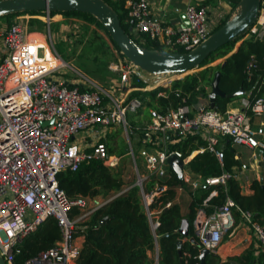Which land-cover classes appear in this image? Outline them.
Segmentation results:
<instances>
[{
    "label": "built area",
    "instance_id": "built-area-1",
    "mask_svg": "<svg viewBox=\"0 0 264 264\" xmlns=\"http://www.w3.org/2000/svg\"><path fill=\"white\" fill-rule=\"evenodd\" d=\"M120 1L132 22L130 32L134 36L147 34L150 39L172 49L195 48L232 14L213 4L192 3L185 10L189 20L187 25L182 21L165 20L162 14L152 20L154 10L150 0ZM68 17L72 16L50 11L17 15L5 30L0 31V256L7 264H16L19 244L49 217L57 220L61 238L53 247L27 258L23 264H78L86 222L114 197L107 202L95 200L94 205L92 201L97 196L71 197L60 186L59 173L75 171L83 162L94 159L118 167L120 156L112 154L108 143L102 139L107 130L120 124L132 146L127 114L138 112L145 105L140 97H131V93L158 90L157 97H167L173 82L182 78L178 73L150 74L148 78L132 61L119 59L110 66L120 75L116 85L119 95L92 80L83 83L62 80L58 73L67 64L60 60L55 49L50 26L52 22ZM26 18L43 19V25H48V38L45 32L28 31L31 23ZM250 33L264 34V0H261L259 19ZM253 66L254 63L248 66L249 72ZM136 78L144 85L136 84ZM201 87L196 88L194 100L191 94L176 90L181 103L166 113L150 109V122L142 131L145 145L142 153L148 161V173H141L132 147L129 152L137 172L135 185L140 187L154 230L160 222L157 212L150 206L167 186L155 185L151 192L145 187L152 178L168 177L169 156L175 154L187 164L194 155L208 150L223 168L224 154L220 145L224 137H229L233 145L255 150L253 158L259 159L264 168V124L254 127L252 117L243 110L226 116L227 109L222 112L211 107L208 98L211 87L207 88V95L201 92ZM244 103L247 109L249 99ZM251 110L255 115L264 114V97L258 98ZM195 134L207 143L183 158L182 151L172 146ZM231 177L237 178V174L223 171L206 178L200 176V181L184 173L185 185L188 184L191 190L203 183L213 187L194 219L195 237L201 249L219 254L225 236L241 224L256 240L257 251L264 252V224L253 212L241 210L238 223L233 210L236 204L230 196L224 204L214 206L211 211L207 209L210 206L208 199L217 195V187L226 186ZM170 205L168 202L167 206Z\"/></svg>",
    "mask_w": 264,
    "mask_h": 264
},
{
    "label": "trees",
    "instance_id": "trees-1",
    "mask_svg": "<svg viewBox=\"0 0 264 264\" xmlns=\"http://www.w3.org/2000/svg\"><path fill=\"white\" fill-rule=\"evenodd\" d=\"M105 1L117 11L126 32L142 46L170 52L190 51L184 47L167 48L159 41L150 39L147 34L140 37L134 36L130 32L132 22L128 18L123 1ZM225 1L232 6L233 14L241 0ZM42 13L44 11H26L5 15L0 19L3 18L9 26L17 15ZM52 13L79 16L95 23L99 29L104 31L123 60L130 61L122 53L105 26L91 13L77 11ZM35 22H41V20L32 18L31 23ZM220 58H224V60L212 64ZM251 63H254L255 66L251 67L249 72L248 66ZM198 67L204 68L197 73L188 74L175 80L171 89L168 90L167 97H157L158 90L133 91L131 97H140L144 105L166 113L170 108L177 107L181 103V97L176 95V90H180L183 94H191V99L194 100L197 97L196 88L201 85V92L207 95V88L211 87L216 72L221 71L220 88L222 90L231 93L243 89L244 93L236 98L218 96L215 101V109L224 112L228 103L248 95L250 106L246 109V113L252 117L251 105L258 98L264 97V34L257 36L251 34L249 30L234 41L228 42L212 52ZM135 83L140 86L144 85V82L137 78ZM149 113L152 115L151 112ZM102 140L107 142L105 137ZM206 143L200 135L195 134L178 141L172 147L182 151V157L186 158L194 150L204 147ZM220 146L224 154L223 168L220 167L214 154L208 150L194 155L185 168L204 178L219 175L223 171L235 174V169L241 167L242 163L236 157L237 151L232 139L224 137ZM109 148L110 152L114 154V148L110 145ZM58 180L60 186L71 197L108 196L113 192L121 191L128 184L130 185L124 193L115 196L97 209L86 222L85 240L78 264H201V247L193 243L190 237H195L194 219L213 187L203 183L196 190L190 189L188 211L183 214L177 198L178 190L185 188L186 185L183 184L178 174L169 168L168 177L152 178L145 187L147 192H151L155 185L167 186L155 197L150 206L151 210L157 212L156 215L160 222V225L154 230L152 220L143 203L140 187L128 181L119 167H110L102 160L94 159L83 162L75 171L60 172ZM217 190L218 194L208 199L210 206H220L224 204L227 196H230L236 204L233 210L238 223L241 210H249L254 213L255 218L264 224V177L263 179H253L251 193L243 190L240 180L236 177H231L226 186L217 187ZM168 202H171L170 206H167ZM103 218L107 219L102 224ZM183 218L189 219V236H184L179 232ZM60 238L61 230L57 220L54 217H49L19 244L15 263L23 264L27 258L53 247ZM180 238L184 240L181 256L177 246V240ZM155 253L158 255L157 259L153 256ZM203 264H264V252H256V249L248 248L242 254L228 260H223L218 254L209 253Z\"/></svg>",
    "mask_w": 264,
    "mask_h": 264
},
{
    "label": "rangeland",
    "instance_id": "rangeland-1",
    "mask_svg": "<svg viewBox=\"0 0 264 264\" xmlns=\"http://www.w3.org/2000/svg\"><path fill=\"white\" fill-rule=\"evenodd\" d=\"M112 1V0H111ZM213 4L212 1H203L194 4ZM70 18H74L71 20ZM56 19H59L57 17ZM27 22L30 19H25ZM44 20L41 22H35L37 26H33L34 23L28 28V31H41L45 32L48 38V25L44 26ZM71 22V25L69 23ZM76 24V25H75ZM8 27V24L0 19V31L5 30ZM51 32L53 34V43L55 49L57 50L60 60L66 62V67L61 69L58 73L62 80H69L70 82L75 81L83 83L86 80H92L101 84L109 89L116 95H119L116 85L120 82V75L111 69L113 62H117L119 59H123L117 49L112 45L107 35L97 27L93 22L86 20L83 17H68L63 21L52 22L50 26ZM40 36V35H39ZM43 39V37H42ZM224 60V58L217 59L212 64H217L218 62ZM204 67H196L192 70H189L185 73L179 74L182 78L188 74L197 73ZM141 73H144V70L139 69ZM145 76L150 78L151 75L145 72ZM210 88V87H209ZM151 106L145 105L138 112L127 114V119L129 121V135L131 138L132 146H130L126 130L123 125H115V127L106 131V140L107 143L114 148V153L117 156H120V161L118 167L122 169L124 177L133 183L137 180V172L134 166L133 156L130 152L131 147L135 153V157L140 168L141 173H148L147 169V158L145 154L142 153V148L145 146L142 142V131L149 124L151 115L150 108ZM82 145L84 143L82 142ZM147 148V147H146ZM148 149V148H147ZM242 151L244 149L239 147ZM252 151H247L243 154L244 159L249 162L252 160ZM249 159V160H248ZM196 179H199L196 177ZM201 181V179H199ZM130 185H126L119 192H113L108 196H97L94 198L93 205L96 201H108L111 198L117 196L121 192H124ZM186 187H189L187 184ZM178 190V196H180ZM184 195V194H182ZM186 195H184L185 197ZM96 200V201H95ZM201 207H204L203 205ZM207 208H211L207 206ZM234 228L228 235L227 238H224L225 244L226 241L232 238L233 235H237L239 242L243 241L246 234L242 231L241 228ZM250 233H247L249 235ZM252 241L248 239L243 241L242 245L245 243L246 248L242 245L238 247H233L229 255L225 256L224 260L234 258L242 254L248 248L256 249V240L254 237H251ZM219 255V254H218ZM154 258L157 259V253L153 254ZM221 257V256H220ZM222 258V257H221ZM223 259V258H222Z\"/></svg>",
    "mask_w": 264,
    "mask_h": 264
},
{
    "label": "water",
    "instance_id": "water-1",
    "mask_svg": "<svg viewBox=\"0 0 264 264\" xmlns=\"http://www.w3.org/2000/svg\"><path fill=\"white\" fill-rule=\"evenodd\" d=\"M260 8L261 0H241L234 13L220 28L214 31L200 45L188 52L162 51L142 46L126 32L117 11L105 0H0V17L26 11H77L91 13L105 26L112 39L130 61L149 74L162 75L185 73L201 65L219 47L247 33L257 23L260 16ZM181 19L183 23L189 24L186 13L181 15ZM221 75V71L216 72L211 83V92L208 94L211 107L213 108H215V101L218 96L236 98L244 93L243 89L231 93L222 90L220 88ZM168 164L185 184L186 162L173 154L169 156ZM122 193L124 192L120 194ZM106 219L103 218L101 223L103 224ZM179 232L184 236L190 235L188 218H183ZM190 240L200 246L195 237H190ZM183 241L181 238L177 240L180 256L182 255ZM209 253L208 249H201V264L205 262ZM0 264H7L2 256H0Z\"/></svg>",
    "mask_w": 264,
    "mask_h": 264
},
{
    "label": "crops",
    "instance_id": "crops-1",
    "mask_svg": "<svg viewBox=\"0 0 264 264\" xmlns=\"http://www.w3.org/2000/svg\"><path fill=\"white\" fill-rule=\"evenodd\" d=\"M203 1L204 0H150V3L154 10V13L151 16V19L153 20L157 17H160L162 14L165 20L171 21L172 23H175L177 21H182L181 15L185 13L186 7L189 4L203 2ZM212 3L213 5L221 7L228 12H231V13L233 12L232 6L225 0H212ZM248 99H249V96L246 95L245 97H241L236 100H233L230 103H228L227 109H230V110L241 109L243 111H246L244 102L245 100H248ZM252 124L254 127L262 126L264 124V114L262 115L253 114ZM234 147L236 148V151H237L236 157L242 163L241 167L235 169V173L237 174V178L240 180L242 186L246 188L244 191L247 193H251L252 192L251 182L253 181V179L255 178L261 179L262 176L264 175L263 165L260 163L259 159L255 160L253 158V154L256 152L255 150H252L246 146H241V145H234ZM239 147H242L244 151L239 149ZM247 151H252V156H251L252 160L248 159L249 162H247L243 157V154H245V152ZM186 172H187V175H189L192 179H196V177L198 178L200 177L199 175H196L190 172L189 170L188 171L186 170L185 173ZM179 190H180L179 191L180 196H178L177 200L180 202L182 213L186 214L188 211V204L190 201V193H189L190 188L185 187ZM182 194L186 196L184 197V195ZM209 207L211 208L209 209L207 208V209L211 211L213 209V206H209ZM238 226H239L238 228H241L240 232L242 231L243 233L246 234L245 238H243V241H246L247 239L249 241H252V238H251L252 235L249 232L248 228L241 224H239ZM247 233H250V234L247 235ZM243 241L239 242L237 235H233L231 239H229L228 241L225 242L224 245H222L219 255L224 260L225 256L230 254V252L232 251V248L242 245ZM242 246L246 248L245 243ZM256 246H257V242H256ZM256 252H257V248H256Z\"/></svg>",
    "mask_w": 264,
    "mask_h": 264
},
{
    "label": "bare ground",
    "instance_id": "bare-ground-1",
    "mask_svg": "<svg viewBox=\"0 0 264 264\" xmlns=\"http://www.w3.org/2000/svg\"><path fill=\"white\" fill-rule=\"evenodd\" d=\"M233 112H241V109H237V110H230V109H227V113H226V116L233 113Z\"/></svg>",
    "mask_w": 264,
    "mask_h": 264
}]
</instances>
